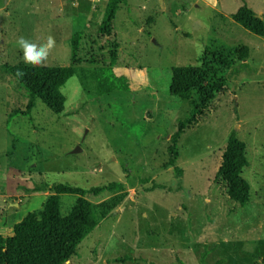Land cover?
<instances>
[{
  "label": "rangeland",
  "instance_id": "1",
  "mask_svg": "<svg viewBox=\"0 0 264 264\" xmlns=\"http://www.w3.org/2000/svg\"><path fill=\"white\" fill-rule=\"evenodd\" d=\"M241 6L264 20V0H127L107 38L98 33L104 0H0V234L41 211L54 185L119 181L122 191L89 198L125 192L65 264H264V36L231 18ZM76 31L80 67L109 65V47L118 43L108 69L118 85L96 95L93 81L85 91L72 76L61 89L64 111L55 114L7 66L30 65L19 37L42 44L49 35L55 46L42 66H68ZM188 65L226 84L184 128L175 166L164 167L171 134L199 98L197 90L187 103L168 93L171 68ZM231 132L246 146L241 174L250 197L242 206L216 175ZM75 200L60 195V215Z\"/></svg>",
  "mask_w": 264,
  "mask_h": 264
},
{
  "label": "trees",
  "instance_id": "2",
  "mask_svg": "<svg viewBox=\"0 0 264 264\" xmlns=\"http://www.w3.org/2000/svg\"><path fill=\"white\" fill-rule=\"evenodd\" d=\"M103 1V0H101ZM105 8L98 33L103 37L114 36L113 20L120 4L127 0H104ZM231 18L244 29L258 36H264V20L251 9L241 6ZM81 31L73 33L70 40V64L68 66H7V71L21 84L33 99L38 97L55 114H61L65 108L66 97L62 87L72 76H79L81 86L85 91L94 82L96 95L112 91L117 87L118 79L108 73L117 59L118 43L113 41L109 47V65L97 64L91 60L89 67H80L78 61ZM239 55L246 57L247 47L238 50ZM213 60L225 64V58L212 54ZM98 65V66H96ZM23 75L18 76L17 73ZM213 71L201 66H174L171 68V80L168 93L177 101L187 103L190 93L198 91V101L192 103L194 113L185 121L179 123L177 131L171 134L167 147L168 159L164 167L175 166L178 158V140L184 128L197 124L204 111L217 95L223 92L226 79L218 78L207 81ZM32 100L29 102V107ZM28 107V108H29ZM245 143L231 132L223 151L216 175L226 187V195L239 205H245L249 200L250 186L242 177V169L247 165ZM180 171V170H179ZM37 191L41 188H36ZM124 189V184L111 181L107 184L83 189L69 184H58L50 188L51 194L46 198L41 211L30 212L9 229L7 235L0 234V264H65L76 253L79 243L87 236L124 198L125 192L114 195L107 200L92 203L89 198L110 195ZM73 194L76 200L64 216L60 215V195ZM217 260L215 264H221Z\"/></svg>",
  "mask_w": 264,
  "mask_h": 264
},
{
  "label": "clouds",
  "instance_id": "3",
  "mask_svg": "<svg viewBox=\"0 0 264 264\" xmlns=\"http://www.w3.org/2000/svg\"><path fill=\"white\" fill-rule=\"evenodd\" d=\"M16 43L22 51L24 63L40 66L48 59L51 49L55 46V38L49 35L45 43L37 44L21 36L17 39ZM17 75L21 76L23 73L18 72Z\"/></svg>",
  "mask_w": 264,
  "mask_h": 264
},
{
  "label": "crops",
  "instance_id": "4",
  "mask_svg": "<svg viewBox=\"0 0 264 264\" xmlns=\"http://www.w3.org/2000/svg\"><path fill=\"white\" fill-rule=\"evenodd\" d=\"M98 1H99V0H98ZM75 5H76V4L73 2L71 6L75 9V8H77V6H75ZM259 16H260V15H259ZM260 17H261V16H260ZM260 37H261V36H260ZM262 37H263V36H262Z\"/></svg>",
  "mask_w": 264,
  "mask_h": 264
},
{
  "label": "water",
  "instance_id": "5",
  "mask_svg": "<svg viewBox=\"0 0 264 264\" xmlns=\"http://www.w3.org/2000/svg\"><path fill=\"white\" fill-rule=\"evenodd\" d=\"M258 17H260L259 15H257ZM77 151H79V148H76L75 150H73L72 153H76Z\"/></svg>",
  "mask_w": 264,
  "mask_h": 264
}]
</instances>
